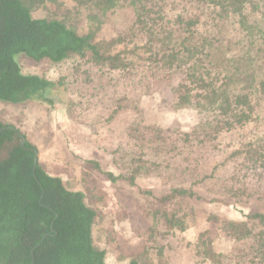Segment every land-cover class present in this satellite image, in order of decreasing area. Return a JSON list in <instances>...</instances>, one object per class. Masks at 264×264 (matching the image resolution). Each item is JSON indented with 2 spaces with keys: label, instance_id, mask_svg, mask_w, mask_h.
<instances>
[{
  "label": "trees",
  "instance_id": "16d2710c",
  "mask_svg": "<svg viewBox=\"0 0 264 264\" xmlns=\"http://www.w3.org/2000/svg\"><path fill=\"white\" fill-rule=\"evenodd\" d=\"M55 1L0 0V103L16 104L24 98L54 105L57 97L70 102L63 77L54 82L24 74L19 58L46 61L53 67L66 65L76 77L88 72L84 83L90 82L91 70L110 76V81L115 74L124 81L138 77L148 88L146 96L151 95L152 79L167 77L173 96L169 106L174 111L195 112L197 123L173 135L171 125L131 122L130 137L141 136L143 145L137 147L143 151L137 158L141 166L128 176L130 184L147 177V164L155 168L164 164L150 159L147 151H163L174 159L188 145V151H195L223 134H234L256 120L259 108L264 109V0H75V12L85 15L82 21H72L71 16L63 21L32 18L34 9ZM178 1L181 8H201V14H186ZM119 10H129L128 20L114 36L98 38L106 21ZM201 15L208 17L205 23ZM125 145L130 149L123 151L118 145L114 153L130 156L136 142ZM229 159L235 165L228 175L232 183L227 187L233 193L228 197H234L244 180L243 193L250 191L247 197L260 193L264 133L234 145ZM130 162H136L135 158ZM108 177L114 183L126 179L122 172L117 177L108 173ZM194 195L192 187H171L157 199L160 206L141 234L144 253L149 262L153 259L150 264H166L171 248L167 241L156 245L157 238L174 239L189 229L190 215L180 207L169 211L167 203ZM251 210L242 221L216 220L218 234L232 243L225 253L217 252L209 236L210 224L195 242L186 243L192 256L200 264H264V207L256 205ZM96 219L97 212L85 196L47 174L36 147L19 129L0 121V264H106L105 251L92 236ZM149 240L155 245L147 246ZM121 261L138 264L132 256L123 255Z\"/></svg>",
  "mask_w": 264,
  "mask_h": 264
},
{
  "label": "rangeland",
  "instance_id": "374dc122",
  "mask_svg": "<svg viewBox=\"0 0 264 264\" xmlns=\"http://www.w3.org/2000/svg\"><path fill=\"white\" fill-rule=\"evenodd\" d=\"M56 3L61 5L57 6ZM76 4L75 0H56L55 3H47L44 8L34 9L31 16L33 19L48 17L60 21L71 16L72 21H82L85 15L75 12ZM181 6L182 2L178 1V7L186 14H201V8ZM129 14V10H119L114 16H109L98 38L114 36L122 22L128 20ZM200 18L201 23L208 19L202 15ZM80 26L84 28L82 22ZM18 62L24 74H35L54 82L63 77L70 102L57 97L54 105L24 98L16 104L0 103V121L19 129L36 147L44 171L61 178L69 190L81 192L85 201L95 209L97 219L92 236L94 243L105 251L106 264H124L121 261L123 255L136 258L138 264L152 263L153 259L149 262L148 254L144 253L145 244H141L144 240L141 234L153 220L154 209L160 206L157 199L168 193L171 187H192L195 195L169 201L166 205L169 211L180 207L190 215L189 229L184 233H179L174 239H156L158 246L165 241L171 245L166 253V264H200L186 243L195 242L196 235L210 224L209 236L214 239L217 252L225 253L232 243L218 234L216 220L242 221L251 213L252 206L264 207V187L261 194L252 193L251 197L246 195L250 193L249 190L245 193L242 191L247 186V180L234 192V197H228L233 193L227 187L232 183L228 175L235 165V161L229 159L231 148L264 133L263 108L257 110L256 120L243 129H237L231 135L223 134L214 143L195 151H188V145L187 150H181L182 154L175 155L174 159L172 154L146 149L149 150L150 159L163 160L164 164L160 168L147 164L144 171L147 177H138L130 184L128 176L133 169L141 166L137 158L143 151L137 147L143 145L141 136L130 137L131 122L135 121L141 126L171 125L173 135L180 130L189 131L197 123L195 112L189 109L174 111L169 106L173 96L169 92L171 83H168L167 77L152 79L150 97L146 96L148 88L145 82L138 77H127L124 81L115 74L110 81V76L90 69L93 71L90 82L84 83L83 78L88 72L79 73L76 77L66 65L53 67L46 61L35 63L23 58H19ZM119 106L120 110L106 124ZM149 137V134L145 135V144ZM129 141L132 145L136 142V146L130 156L125 157L123 151L130 149L124 148ZM118 145L124 149L114 153ZM132 158L136 162H130ZM121 172L126 179L114 183L108 177V173L117 177ZM248 180L251 181L250 178ZM254 188L250 187V190ZM145 191L152 196L145 194ZM146 244L155 245L152 240Z\"/></svg>",
  "mask_w": 264,
  "mask_h": 264
},
{
  "label": "water",
  "instance_id": "95a60500",
  "mask_svg": "<svg viewBox=\"0 0 264 264\" xmlns=\"http://www.w3.org/2000/svg\"><path fill=\"white\" fill-rule=\"evenodd\" d=\"M36 157H37V154H36Z\"/></svg>",
  "mask_w": 264,
  "mask_h": 264
}]
</instances>
